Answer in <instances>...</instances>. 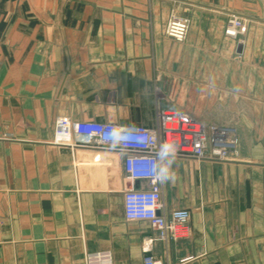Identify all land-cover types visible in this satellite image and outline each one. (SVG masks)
Returning a JSON list of instances; mask_svg holds the SVG:
<instances>
[{
    "label": "crops",
    "instance_id": "crops-1",
    "mask_svg": "<svg viewBox=\"0 0 264 264\" xmlns=\"http://www.w3.org/2000/svg\"><path fill=\"white\" fill-rule=\"evenodd\" d=\"M171 14L188 19L181 42L163 33ZM229 15L246 22L236 38ZM158 108L213 116L237 138L225 161H161L165 206L190 213L167 241L125 219L120 152L52 142L58 117L152 127ZM89 253L264 264V0H0V264Z\"/></svg>",
    "mask_w": 264,
    "mask_h": 264
},
{
    "label": "built area",
    "instance_id": "built-area-1",
    "mask_svg": "<svg viewBox=\"0 0 264 264\" xmlns=\"http://www.w3.org/2000/svg\"><path fill=\"white\" fill-rule=\"evenodd\" d=\"M188 19L171 14L163 33L181 42L187 32ZM246 31V22L229 15L224 34L236 38ZM52 142L61 146H101L123 155V170L131 186L123 190L124 217L127 221H145L156 231L157 238L167 241L186 235L189 210L165 206L162 197L163 179H157L164 144L175 145L174 157L196 161H225L236 154L234 129L226 124H205L192 114L179 109L158 108L152 127L117 125L93 120H72L58 117L53 124ZM140 181L143 186H134ZM85 264H110L108 256L89 253ZM144 264H168L148 258Z\"/></svg>",
    "mask_w": 264,
    "mask_h": 264
},
{
    "label": "clouds",
    "instance_id": "clouds-1",
    "mask_svg": "<svg viewBox=\"0 0 264 264\" xmlns=\"http://www.w3.org/2000/svg\"><path fill=\"white\" fill-rule=\"evenodd\" d=\"M160 154L164 158H168L170 156L174 157L175 145H170V144L162 145ZM168 163L170 164L171 160H169ZM156 178L157 179L168 180V179H171L172 177L168 174V168L167 167H159Z\"/></svg>",
    "mask_w": 264,
    "mask_h": 264
},
{
    "label": "rangeland",
    "instance_id": "rangeland-1",
    "mask_svg": "<svg viewBox=\"0 0 264 264\" xmlns=\"http://www.w3.org/2000/svg\"><path fill=\"white\" fill-rule=\"evenodd\" d=\"M214 112V110H213V106H211V108H210V113L212 114ZM206 113H208L207 111H206ZM209 114V113H208ZM207 119H209V120H207V121H215V123H217L216 121L217 120H215L214 118H213V116H209V118H207Z\"/></svg>",
    "mask_w": 264,
    "mask_h": 264
},
{
    "label": "water",
    "instance_id": "water-1",
    "mask_svg": "<svg viewBox=\"0 0 264 264\" xmlns=\"http://www.w3.org/2000/svg\"><path fill=\"white\" fill-rule=\"evenodd\" d=\"M214 264H218V263H214Z\"/></svg>",
    "mask_w": 264,
    "mask_h": 264
}]
</instances>
